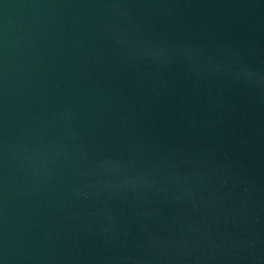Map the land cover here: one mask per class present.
Returning <instances> with one entry per match:
<instances>
[{
    "label": "water",
    "instance_id": "95a60500",
    "mask_svg": "<svg viewBox=\"0 0 264 264\" xmlns=\"http://www.w3.org/2000/svg\"><path fill=\"white\" fill-rule=\"evenodd\" d=\"M0 264H264V0H0Z\"/></svg>",
    "mask_w": 264,
    "mask_h": 264
}]
</instances>
